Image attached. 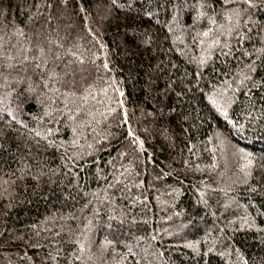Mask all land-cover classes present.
I'll use <instances>...</instances> for the list:
<instances>
[{"label":"trees","instance_id":"1","mask_svg":"<svg viewBox=\"0 0 264 264\" xmlns=\"http://www.w3.org/2000/svg\"><path fill=\"white\" fill-rule=\"evenodd\" d=\"M0 264H264V0H0Z\"/></svg>","mask_w":264,"mask_h":264}]
</instances>
